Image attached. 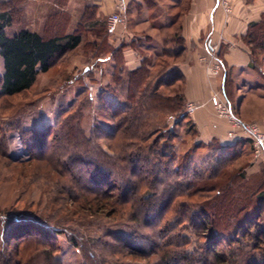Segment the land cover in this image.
Listing matches in <instances>:
<instances>
[{"label":"rangeland","instance_id":"rangeland-1","mask_svg":"<svg viewBox=\"0 0 264 264\" xmlns=\"http://www.w3.org/2000/svg\"><path fill=\"white\" fill-rule=\"evenodd\" d=\"M64 1L65 0H11L8 4H17L19 11H13L15 21L13 26L8 28V31L12 33L23 25L31 29L43 31L44 27L47 28V23L49 22L48 17L57 9H63L65 6L74 10L73 12H75V16L77 14V18L81 17V14L83 19L92 15V7L85 5L87 1H84V4L80 5H68V0L65 4ZM5 2L6 1L0 0V10L8 7L6 6L7 4H4ZM233 7L232 0L230 12H227L222 6H219V8L227 14L232 13ZM64 18H67V27L64 29L65 32L72 31L76 28L73 25H69L72 16L68 15L64 16ZM83 22H86V25H81L80 27L84 38L81 47L63 53L59 58H56L51 69L48 72L39 74L37 81L29 90L13 97L1 99L0 116H2V118L7 119L10 117V114L14 112L13 115L15 113L17 114V116H14L15 118H21L20 126L23 128H40L41 130H45L47 127L58 122L63 116L71 119L74 105L75 107L77 105L79 106L81 100L83 102L85 98V95L82 94L78 96L77 93L87 89L88 94L90 93L89 95L93 96L92 107L89 105H81L79 107V111H82L80 121L86 134L91 135V127L94 123L98 122L100 124L103 121L110 122L107 120L109 115L105 112L107 101L115 99L113 93L114 88L117 90L120 89V85L114 82V76L112 75L114 59H108V57H105L107 55L104 54H102V59L97 57V55H99L97 50L94 49L91 43H87L95 39L92 26L89 25L91 22L86 20L80 23ZM141 28L138 29L145 31V28ZM57 29L59 30V27ZM146 29V33L149 31L157 37L160 34L163 36L162 32L157 33V30L152 31L150 30L151 28ZM171 30V28L169 30L167 29L164 34H171ZM157 45V51L161 50V42H158ZM147 52L151 70H149V77L145 80L144 84L137 87L139 95L144 93L143 90L145 88H151L156 76L160 74L163 69L160 64L166 61L158 59V55L154 51ZM260 52L261 50L257 52L259 71H255L251 68L252 70L244 74L231 73L225 85L226 89L224 92L222 91L221 84H218V89L215 88L210 94L213 124H217L218 126L221 124L223 126L228 140L244 141V145L241 146V154L231 158V160H227L225 166L222 168L223 172L218 177L220 178L222 176L224 183L227 184L228 187L233 188L232 194L229 195L226 200L224 197H217L216 191L211 189V183L218 179L216 177L212 181H200L205 184L206 189L198 191V194L195 193L192 199L188 198L196 202H206L208 199V210L210 212H208L206 216H208L209 222L212 221L211 225L214 224L216 228L222 231V235H220L218 240L219 244L217 245V250L223 254V256L229 253L227 255L231 261L229 264H248L249 261L264 264V241L263 243L259 242V239L257 244L255 243V237L247 238L241 234L242 231H239L238 234L233 233L236 232V229H234V224H232L234 221L243 219L245 220V226L251 224L252 234H258L264 239V200L259 198L258 190L260 186L264 188V145L261 146L259 152L256 151V139L253 138L254 135L250 129L251 126H256L258 132L264 134V53L261 54ZM167 61L172 63L175 60L170 58ZM203 62L206 63V68L209 69L207 66L208 62L205 59H203ZM2 69L3 63L0 57V73ZM212 73L214 77H217L220 76L221 70L219 73H214V71H212ZM174 84L176 86L162 85L159 90L166 95L169 94L170 96H174L177 91V86L178 88L182 87L180 82ZM101 89H105V94L102 93ZM148 91L149 90L144 93V95H146L140 102L146 105L142 107L141 110L143 109L144 111L145 109L149 111H146V117H143L145 130H149V134L155 131L151 137V140H153L155 144L150 141L151 149L149 152L152 153V149L154 150V148L157 147L159 150H163L161 147L163 141L160 139L159 135L161 132H164L165 129L163 126L166 124V118H169V114L173 113V110L164 113L162 111H157V100L150 98ZM214 95L219 97L222 103L221 106L213 104L212 97ZM135 100H137V98ZM171 106H176V103L174 105L171 104ZM198 106V104L193 102L189 103L187 101L186 112L191 116V113L194 112ZM97 107H99V109H97ZM121 116L123 115L117 117L118 121ZM237 119L239 120L237 121ZM185 121L186 120L183 119L178 127L175 125L176 130L178 129L182 132L180 134V141L177 140V143L181 145V148L177 152L181 155L188 146L198 140L193 135L191 136L188 134V124ZM112 125L114 124L112 123ZM125 127L128 128V124H125ZM19 133L20 132L15 129H10L8 132L10 152L15 154L21 161L23 159L28 160H23V163H18L8 158L5 159V157L0 154V264H83L84 261L80 248L69 240L68 233L71 231L81 235L82 240L88 238L90 244H94L98 251H103L106 259L113 260L115 264H154V259H152L154 255L153 253H149V248L152 246L153 242L147 234H153V230L166 232V230L169 229V227L165 226L164 222H166L173 213L164 215L162 210H164V205L172 199V197L169 198V191L174 187V183L178 182V180L182 181V178L176 176V178L180 179L171 183L164 174L167 172H174L177 160H174L172 163V159L168 158L166 159L168 163L166 162V165L164 164L160 167L157 164L158 162H156L155 155L151 154L153 157H148L147 153L149 154V152L147 148L144 152H134L136 155L134 160L138 163L137 167L134 166V169L132 167L134 173L147 180L146 186H153L154 188L152 190L157 189V192L154 191V195L151 194L147 196L148 199L145 200L147 204H145L143 208V210H145L144 219L146 218L149 220L150 222L148 221V224L150 225L149 227L147 225L144 227L138 225V228L141 229H137V225L134 221L129 220L126 215L127 212H130L128 208H130L129 206H131V204L124 206V208H127V210L124 211V215L117 214L109 217L87 212L84 202L87 192L85 193L83 189L79 187L76 180H71L67 175L59 173L57 169L50 166L48 158H39L38 156H36L38 157L36 159L27 158L30 157L31 154L30 151H28L29 148H27V145L23 144ZM231 135L237 137H232ZM53 138L55 137L53 136ZM219 139L222 143H228L227 140L224 141V138ZM248 139L250 140L249 143ZM100 140L101 143H103L101 138ZM105 143L107 144V142H104L103 146L107 148L108 146ZM28 144L31 146L32 142L28 141ZM31 148L34 149L33 153L35 154L41 151L39 147H30V149ZM70 148L72 147L68 146L65 141H61L60 138L56 136L55 141L52 139L50 147L45 148L44 151L46 152V150H48V156L54 153L65 155L66 151H71ZM164 150L167 153L172 152L170 148ZM200 150L195 152L194 156L197 159V163H201L208 157L206 150ZM138 154L139 156H137ZM71 166L80 184L84 183L90 185V188L95 191H98V189L100 190L101 186L89 184L95 165L77 161L76 164H71ZM242 173H244V177L241 176ZM154 176L155 179L151 180V183H149V180L153 179ZM112 183L117 186V189H113L112 191L114 192L111 191L106 194L108 199L117 198L121 190L115 179ZM114 185L111 184L109 187ZM146 186L144 188H146ZM107 187L108 186H104L103 188L107 189ZM174 199V203L177 204L180 200H186L184 197ZM224 201L230 202V211L224 214H218V211L215 209L220 202L222 203ZM158 213H160L161 217L159 221H156L155 219ZM29 214L33 217L39 216L50 226H57L67 231L66 233H59L57 236L52 237V243L48 244H46V241L41 242L39 239H34L33 236L37 234L35 233L36 231L30 230L26 233L21 229H28L32 226L31 228L36 227L43 232H45V230L40 222L35 221L36 219L29 218V220L26 221L27 219L25 218L27 215L29 216ZM18 216L26 217L22 219L24 221L20 224L15 222L13 226L9 224L7 228L11 218ZM230 222L231 225H228ZM181 225L183 226V230L192 229L191 224L184 220L181 222ZM179 226L176 228L179 229ZM132 228L137 230L139 235L137 237L139 241L135 242L136 244L134 245H136V247L148 249V253L142 254L143 259L129 255V253H131V251H129L130 247H127L120 239L111 235L112 232L115 233L118 231L133 233L134 230H132ZM170 229L173 231L175 228ZM170 232L169 230L166 233L169 234ZM197 232L199 233L198 238L195 239L196 242L193 246H197L199 242H201L203 246L205 244L208 245L204 230L201 232L197 230ZM231 233L239 236V239L231 240V237L227 236ZM146 237H148L149 240H146ZM212 246L213 245H211V247ZM240 246L242 248H240ZM233 248H238L236 250V256L232 255V251L230 252V249L233 250ZM211 253L212 252H209L205 254V256L201 255L196 261L194 258L185 261L173 256L166 264H220L214 263L213 254Z\"/></svg>","mask_w":264,"mask_h":264},{"label":"trees","instance_id":"trees-1","mask_svg":"<svg viewBox=\"0 0 264 264\" xmlns=\"http://www.w3.org/2000/svg\"><path fill=\"white\" fill-rule=\"evenodd\" d=\"M2 1H6L4 4H7L6 6L9 8L7 7L0 10V57L3 63V69L0 73V100L6 97H13L29 90L37 81L39 74L48 72L51 69L56 58H59L63 53L81 47L84 38L80 27L81 25H86V22L80 23L72 31L65 32L64 29L67 27V18H64V16H71V14L66 10L57 9L48 17L49 22L47 23V28L44 27L43 31L31 29L23 25L10 33L8 28L13 26L15 21L14 12L19 11V8L17 4H8L11 0ZM66 2L67 0L64 1V4ZM89 17L90 16H87L86 19H89ZM89 25L92 26L95 39L87 43H91L94 49L97 50L99 54L97 57H99V59H102L100 58L103 57L102 54L110 55L111 59H114L112 75L114 76V82L120 85L119 91L114 88L113 93L115 99L107 101L105 112L108 113L109 118L107 120L110 122L103 121L100 124L98 122L94 123L91 127V135L86 134L80 121L82 111H79V107L81 105H89L92 107L93 96H90L87 89H84L77 93L78 96L82 94L85 95V98L83 102L81 100L79 106L77 105L75 107L74 105L71 119L63 116L58 122L47 127L45 130H41L40 128H23L20 126L21 118H15L14 116H17V114L15 113L13 115L14 112L10 114V117L7 119L0 116V154L5 157V159L8 158L18 163H23V160H28L23 159L21 161L15 154L10 152L8 132L10 129L18 130L23 144L27 145V148H29L28 151H30L31 154V156L27 158H48L50 166L57 169L59 173L67 175L71 180H76L79 187H81L85 193L87 192L86 200L84 199L87 212L109 217L117 214L124 215V211L127 210L124 206L131 204V206H129L130 208H128L130 212L126 214L129 220L134 221L137 225V229H141L138 228V225L140 227L146 225L149 227V220L146 218L144 219L145 210H143V208L145 204H147V201H145L148 199L147 196L151 194L154 195V191L157 192V189L152 190L154 188L153 186H146L147 180L137 176L133 171L134 166H138V163L134 160L136 156L134 152H144L146 148L149 152L151 149L150 141L154 143L151 137L155 131L149 134V130H145L143 123V117H146V113L149 111L145 109L144 111L143 109L141 110V108L146 105L140 102L146 95H144V93L149 90L150 98L157 100V111H162L164 113L173 110V113L170 112L169 118H166V124L163 126L165 130L159 135L160 139L163 141L161 143L163 150H159L157 147L154 148V150L152 149L153 152H149L147 155L148 157H153L152 155H155L156 162H158L157 164L160 167L167 162L166 159L168 158L172 159V163L174 160H177L174 172H167L164 175L168 177L171 183L182 178V181L178 180V182L174 183V187H172L171 191L168 193L170 195L169 198L172 197V199L165 204L166 206L164 205V210H162L164 215L173 213L167 219V223L164 222L165 226L169 227L166 232L169 230L171 232L168 234L165 231L159 232L158 230H153V234H147L153 242L152 246L149 248V253H153L154 255L152 256L154 264H166L173 256L185 261L194 258L196 261L201 255L205 256V254L209 252L213 254L214 263L229 264V262H231L227 256L229 253L223 256V254L217 250V245L219 244L218 240L220 235H222V231L216 228L214 224L211 225L212 221L209 222L208 216H206V214L210 212L208 210V199L206 202H196L188 198L192 199L195 193L206 189L205 184L200 181H212L214 178L219 177L223 172L222 168L225 166L226 161L241 154V146L244 145V141L236 140L233 143H222L218 137H214L207 143L197 140L192 145L188 146L182 155L177 152L181 148L177 140L180 141V134L182 132L181 130H176L175 125L178 127L183 119L186 120L185 122L188 124V134L191 136L193 135L195 138L199 136L196 124L191 119L190 114L186 112L187 101L184 93L185 76L177 63L185 49V41L181 36V22L175 20L168 28L165 26L161 27L164 42L161 50L157 51L159 52L157 55L158 59L166 61L160 64L163 69L161 73L156 76L151 88H145L143 90L144 93H141V95L138 94L137 87L144 84L145 80L149 77L148 74L150 73L148 72L151 70L147 50L143 48L139 42L137 43L135 41H123L120 46H114L108 41L106 35L108 31L107 24L102 22L98 25L97 21H91ZM58 27L59 30L57 29ZM170 28L172 29V33L164 34V32ZM246 41L250 49V67L257 71L259 69L257 52L261 50L260 53H264V15H262L260 20L250 24ZM129 46L138 49L143 55L142 63L136 68H130L126 65L124 50ZM170 58L175 61L172 63L168 62L167 60ZM176 82H180L182 87L178 88L177 86V91L174 96H170L169 94L166 95L159 90L162 85L176 86L174 84ZM101 91L105 94V89H101ZM136 98L137 100H135ZM175 103L176 106H171V104L174 105ZM97 109H99V107H97ZM120 115L123 116H121L118 121L117 117ZM112 123L114 125H112ZM125 124H128V128L125 127ZM53 136L55 138L57 136L61 141H65L68 146L72 147L70 148L71 151H66L65 155L54 153L48 156V150L45 152L44 149L50 147L52 139L55 141ZM99 137L102 139L103 143L107 142V144L105 143L108 146L107 148L103 146ZM28 141L32 142L31 146L28 144ZM249 142L250 140L248 143ZM30 147H39L41 151L35 154L33 153L34 149L31 148V150ZM166 148L172 149V152L167 153L164 150ZM200 149L206 150L208 157L201 163H197V159L194 156L195 152H198ZM137 156H139V154ZM77 161L95 165L89 184L101 186L100 190L98 189V191H95L90 188V185L79 183L76 174L72 171L73 167L71 166V164H76ZM243 174L244 173L241 174L242 177H244ZM176 176L180 178H176ZM222 178L221 176L217 180H214L211 183V189L216 191L217 197H224L226 200L228 196L232 194L233 188L228 187ZM114 179L117 184H119L121 190L117 198L108 199L106 194L113 189H117V186L112 183ZM154 179L155 176L153 179L149 180V183ZM111 184L114 186L109 187ZM104 186H108L107 189L103 188ZM145 186L146 188H144ZM258 190L259 198L264 200V188L260 186ZM182 197L186 200H180L178 204L174 203V198ZM229 204V201L220 202L215 210L218 211V214L227 213L230 211ZM160 213L157 214L158 217L156 216V219H153L159 221L161 217ZM24 217L26 216L11 218L7 228L9 224L13 226L15 222L20 224L24 221L22 220ZM27 217L25 218L27 219L26 221L31 218L40 222L45 232L36 227L31 228L32 226L28 229L24 228L21 230L26 233L30 230L36 231L35 233L37 234H34V239H39L41 242L46 241V244L52 243V237L57 236L59 233H66L67 231L57 226L48 225L39 216L33 217L29 214ZM183 220L190 223L192 229L183 230V226L181 225ZM244 221L245 220L240 219L232 223L234 224V229H236V232L233 233L238 234L239 231H242L241 234L247 238L255 237V243L258 244L259 239V242L263 243L264 239L258 234H252L251 224L245 226L246 224ZM228 225H231V222ZM177 226H179V229L176 228ZM133 228V233L118 231L115 233L112 232L111 235L120 239L127 247H130L129 251H131V253H129V255L143 259L142 254L148 253V249L136 247V245H134L136 244L135 242L139 241V238H137L139 235L137 230ZM170 228L175 229L172 231ZM197 230L200 232L204 230V235L207 236L206 241H208V245L205 244V247L201 242H199L197 246H193L196 242L195 239L198 238L199 233ZM233 233L227 236L231 237V240H238L239 236H236V234L233 235ZM68 237L74 245L80 248L84 261L83 264H115L113 260L106 259L103 251H98L94 244H90L88 238L82 240L81 235L72 231L68 233ZM148 237H146V240H149ZM211 245L213 246L211 247ZM240 248L242 247L240 246ZM237 249L238 248H233V250L230 249L233 256H236ZM248 264L259 263L249 261Z\"/></svg>","mask_w":264,"mask_h":264},{"label":"crops","instance_id":"crops-1","mask_svg":"<svg viewBox=\"0 0 264 264\" xmlns=\"http://www.w3.org/2000/svg\"><path fill=\"white\" fill-rule=\"evenodd\" d=\"M84 1L93 9L89 19L84 20L82 14L77 18L70 7L63 8L72 16L70 26L76 27L86 20L97 21L98 25L104 22L108 27V41L117 47L123 41H135L147 51L159 53L156 46L161 42L163 47L162 34L157 37L149 31L146 33V28L161 33L162 26L168 28L175 20L181 22L185 49L177 63L185 76L186 101L199 105L191 113L199 131L197 139L204 143L214 137L224 138L228 143L236 141L227 139L221 124H213L210 94L218 89V84L224 92L231 73L244 74L252 70L246 36L250 24L264 15V0H232L234 7L230 14L219 8L215 0H68V5H80ZM117 10H120L122 20L112 30L108 24L109 17ZM141 27L145 31L138 29ZM124 53L128 67L136 68L141 64L143 55L138 49L129 46ZM214 55L222 64L217 77L203 62L205 59L207 66L212 65ZM105 57L111 59L110 55Z\"/></svg>","mask_w":264,"mask_h":264},{"label":"built area","instance_id":"built-area-1","mask_svg":"<svg viewBox=\"0 0 264 264\" xmlns=\"http://www.w3.org/2000/svg\"><path fill=\"white\" fill-rule=\"evenodd\" d=\"M216 4L218 7L222 6L227 12L231 11V0H216ZM121 20H122V15H121L120 10H117L116 12L112 13L108 21L109 28L113 30ZM213 61L214 63H212V65L208 64V68L214 71V73H219V71L222 68L221 61L218 59V56H215V55H214ZM212 101L214 105H217V106L222 105L217 95H214L212 97ZM238 120L239 119H237V121ZM250 129L253 132V135H254L253 138L256 139V143H255L256 151L259 152L261 150V146L264 145V134H260L256 126H251ZM231 136L234 137L235 135H231Z\"/></svg>","mask_w":264,"mask_h":264}]
</instances>
